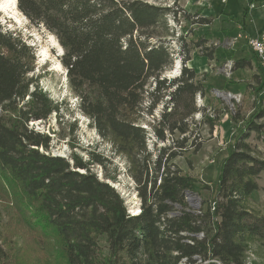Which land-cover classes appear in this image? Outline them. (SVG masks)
<instances>
[{"label": "trees", "instance_id": "obj_1", "mask_svg": "<svg viewBox=\"0 0 264 264\" xmlns=\"http://www.w3.org/2000/svg\"><path fill=\"white\" fill-rule=\"evenodd\" d=\"M17 7L58 38L79 108L126 160L141 212L130 213L120 193L92 171L107 159L91 152L88 161L54 155L52 137L29 127L58 114L63 103L39 86L33 48L1 23L0 198L20 191L36 216L32 224L54 237L64 264H259L249 253L264 246V214L250 199L260 188L264 152L249 137L260 136L264 124L250 119L234 135L213 197L198 210L188 203L197 180L169 163L171 146L148 150L142 123L159 102L154 97L168 96L151 125L164 141L166 130L187 132L181 124L198 110L189 102L205 93V79L192 68L170 81L162 77L175 62L168 17L176 19V9L158 0H17ZM204 44L200 39L192 48ZM239 68H254L252 60L237 59L233 69ZM6 257L2 242L0 260Z\"/></svg>", "mask_w": 264, "mask_h": 264}, {"label": "rangeland", "instance_id": "obj_2", "mask_svg": "<svg viewBox=\"0 0 264 264\" xmlns=\"http://www.w3.org/2000/svg\"><path fill=\"white\" fill-rule=\"evenodd\" d=\"M16 2L0 0V23L20 34L33 48L34 74L39 79V86L52 99L63 103L58 114L53 113L47 120L31 121L29 127L52 137L49 151L54 155L69 158L76 154L88 161L91 152L107 159L105 166L92 165V171L120 193L130 213L139 214L141 199L136 182L128 174L126 160L115 154L110 142L103 140L90 124L79 108L80 99L69 87L67 69L61 62L64 48L54 33L43 25L32 23ZM158 3L176 9V19L174 14L168 17L175 34L171 40L175 62L162 77L170 81L178 77L185 66L192 68L197 79H205V93L197 94L193 104L189 102L198 110L181 124L187 129L186 133L166 130L163 141L157 139L151 127L161 118L168 96L154 97L159 102L152 113L145 111L142 126L148 131L149 151L155 154L159 147L170 145L169 157L174 156L169 163L173 168H179L182 174L197 180V191L189 194L187 199L189 206L198 210L213 197L222 160L234 135L250 119L264 124V117H254L258 111L264 110V74L258 59L244 39L233 47L226 44L239 30L254 37L258 31L264 30V5L260 0H227L226 3L222 0H158ZM185 13L190 15L189 19ZM203 19L210 23L202 24ZM200 39H204L205 44L192 48ZM180 41L184 47H180ZM187 53L191 59L184 61ZM240 58L251 59L254 68L233 69L231 76L226 77L222 68ZM227 93L242 96L234 102ZM148 104L147 100L145 106ZM171 119L176 120L177 115L168 118ZM249 141L255 146L263 145L264 128L260 136L252 132ZM259 183L264 184V172ZM23 199L17 188L0 198V243L3 242L8 257L1 259L0 264H64L57 255L56 240L32 224L36 216L31 214L33 210ZM249 260L264 264V246L257 243L249 253Z\"/></svg>", "mask_w": 264, "mask_h": 264}, {"label": "built area", "instance_id": "obj_3", "mask_svg": "<svg viewBox=\"0 0 264 264\" xmlns=\"http://www.w3.org/2000/svg\"><path fill=\"white\" fill-rule=\"evenodd\" d=\"M223 3H226L227 0H222ZM252 7H255L252 5ZM245 40L247 45L251 48L253 53L256 55L258 59V63L261 67L264 68V31L257 35V36H251L249 35L246 31L243 32L241 30L237 31L236 35H234L232 38L228 39L226 44H228L230 47H233L236 42L240 40ZM233 71V64L232 63H227L223 68H222V73L226 77H230ZM219 93H223L219 91ZM227 95L236 102V100H240L242 95H237V94H229Z\"/></svg>", "mask_w": 264, "mask_h": 264}, {"label": "crops", "instance_id": "obj_4", "mask_svg": "<svg viewBox=\"0 0 264 264\" xmlns=\"http://www.w3.org/2000/svg\"><path fill=\"white\" fill-rule=\"evenodd\" d=\"M260 2L263 3L264 5V0H260ZM243 28H246L244 27L243 25H241ZM264 30L262 31H258L256 36L261 34ZM248 33V32H247ZM249 34V33H248ZM251 35V34H249ZM252 36V35H251ZM259 64V63H258ZM259 67L261 68L263 74H264V68L261 67L259 65ZM264 143V141H263ZM259 150L263 151L264 152V144L263 145H259ZM264 172V171H263ZM262 172V173H263ZM260 180V179H259ZM260 185V188L259 190L255 191L252 196H251V199H250V202H251V207H253L254 210H256L257 212L261 213V214H264V184H261L259 183ZM258 192V193H257ZM259 194V195H258Z\"/></svg>", "mask_w": 264, "mask_h": 264}, {"label": "bare ground", "instance_id": "obj_5", "mask_svg": "<svg viewBox=\"0 0 264 264\" xmlns=\"http://www.w3.org/2000/svg\"><path fill=\"white\" fill-rule=\"evenodd\" d=\"M15 2H16V0H15ZM16 5H17V2H16ZM133 214V213H132Z\"/></svg>", "mask_w": 264, "mask_h": 264}, {"label": "water", "instance_id": "obj_6", "mask_svg": "<svg viewBox=\"0 0 264 264\" xmlns=\"http://www.w3.org/2000/svg\"><path fill=\"white\" fill-rule=\"evenodd\" d=\"M17 1V0H16Z\"/></svg>", "mask_w": 264, "mask_h": 264}]
</instances>
